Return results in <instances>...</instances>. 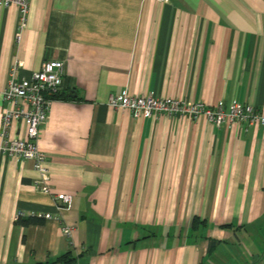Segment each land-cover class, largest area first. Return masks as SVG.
<instances>
[{
  "label": "crops",
  "instance_id": "1",
  "mask_svg": "<svg viewBox=\"0 0 264 264\" xmlns=\"http://www.w3.org/2000/svg\"><path fill=\"white\" fill-rule=\"evenodd\" d=\"M18 32L0 6V130L13 66L22 79L65 61L38 145L73 204L58 211L33 161L0 152V264H264V127L108 105L155 92L264 109V0H31Z\"/></svg>",
  "mask_w": 264,
  "mask_h": 264
},
{
  "label": "built area",
  "instance_id": "2",
  "mask_svg": "<svg viewBox=\"0 0 264 264\" xmlns=\"http://www.w3.org/2000/svg\"><path fill=\"white\" fill-rule=\"evenodd\" d=\"M0 6H16L19 10V32L27 26L31 0H0ZM18 64L11 71L8 84L2 92L8 104L2 115L0 130V152L8 156L33 161L38 177L33 185L39 192L52 195L58 202V211L70 210L73 197L65 193H55L50 185V168L45 152L38 145L39 136L48 122L55 97L61 92L66 63L62 60L46 61L41 70L33 72L28 78L18 79ZM108 105L114 109L129 110L135 117H151L154 113L164 114L169 118L189 116L192 119L205 117L217 127L247 125L248 127H264V109L251 104L232 103L226 106L220 102L216 106L195 103L171 97H161L155 92L143 96H134L128 92L110 96ZM24 120L26 138H12L9 135L13 122ZM22 214L16 216V221ZM51 219L52 216L47 215ZM73 228L63 226L66 236H71Z\"/></svg>",
  "mask_w": 264,
  "mask_h": 264
},
{
  "label": "trees",
  "instance_id": "3",
  "mask_svg": "<svg viewBox=\"0 0 264 264\" xmlns=\"http://www.w3.org/2000/svg\"><path fill=\"white\" fill-rule=\"evenodd\" d=\"M59 95V94H58ZM58 95L55 97V99L58 97ZM199 221L198 218H196L193 222V226L196 227L197 222ZM44 222L43 219L38 218V217H28V218H24L23 216L19 218L18 223L24 226H29V225H33V224H42ZM62 260L66 263V264H74L75 263V258L73 253H68L66 255H64L62 257Z\"/></svg>",
  "mask_w": 264,
  "mask_h": 264
},
{
  "label": "water",
  "instance_id": "4",
  "mask_svg": "<svg viewBox=\"0 0 264 264\" xmlns=\"http://www.w3.org/2000/svg\"><path fill=\"white\" fill-rule=\"evenodd\" d=\"M71 96H76L75 94L74 95H72V93L70 94Z\"/></svg>",
  "mask_w": 264,
  "mask_h": 264
}]
</instances>
